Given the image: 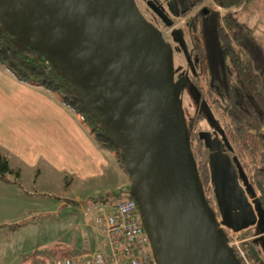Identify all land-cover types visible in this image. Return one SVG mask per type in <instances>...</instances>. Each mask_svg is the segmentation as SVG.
<instances>
[{
    "label": "water",
    "instance_id": "water-1",
    "mask_svg": "<svg viewBox=\"0 0 264 264\" xmlns=\"http://www.w3.org/2000/svg\"><path fill=\"white\" fill-rule=\"evenodd\" d=\"M148 6L171 25L164 11ZM0 25L41 53L106 129L157 264H242L220 232L239 234L259 223L238 160L224 134L199 133L210 152L215 222L180 101L187 78L176 80L172 45L135 0H0ZM175 36L190 61L181 33Z\"/></svg>",
    "mask_w": 264,
    "mask_h": 264
},
{
    "label": "trees",
    "instance_id": "trees-1",
    "mask_svg": "<svg viewBox=\"0 0 264 264\" xmlns=\"http://www.w3.org/2000/svg\"><path fill=\"white\" fill-rule=\"evenodd\" d=\"M251 1L214 0L216 5L231 10L246 6ZM153 2H157L159 9L171 20V25L174 24L173 18L185 17L195 12L189 18L186 28L192 39L191 51L194 53L197 76H202L203 81L202 86L196 84L198 93L200 96L206 94L209 109L218 112L220 132L227 138L231 154L238 160L240 182L253 200L259 215V223L255 227L258 233L251 236L244 232L239 237L245 261L248 264H264V44L255 36L253 28L240 21L233 12L221 17L215 10L200 8L204 0H152L151 3L154 4ZM236 48H240L244 56ZM0 66L5 67L19 83L56 94L63 106L81 114L82 118L85 116L87 121H84L89 123L95 142L102 149L115 153L125 171L120 153L106 129L86 111L72 86L41 53L16 40L1 25ZM198 117L189 122L191 149L194 157L202 160L198 166L199 180L202 185H209L208 161H203L204 142L192 135V128ZM251 172L253 178L250 176ZM8 174H14L16 179L20 178L19 171L11 168L9 160L0 151V181H6ZM256 187L260 194H257ZM128 193L129 189L118 194H108L98 203L106 204L112 198H131ZM214 221H217L216 214ZM220 232L226 239L224 228ZM234 252L239 261L246 264L235 249Z\"/></svg>",
    "mask_w": 264,
    "mask_h": 264
},
{
    "label": "rangeland",
    "instance_id": "rangeland-1",
    "mask_svg": "<svg viewBox=\"0 0 264 264\" xmlns=\"http://www.w3.org/2000/svg\"><path fill=\"white\" fill-rule=\"evenodd\" d=\"M151 1L135 0L141 15L164 35L172 47L177 45L174 42L175 31L184 33L182 36L187 45L189 34L186 25L195 12L185 17L173 18L174 24L166 26L149 8ZM153 3L159 8L157 2ZM217 6L214 0H204L200 8L214 9L221 17L233 12L240 21L253 28L255 36L264 44V0H252L246 6L232 10L221 7L220 11ZM236 49L244 56L240 48ZM174 62L175 67L186 66L183 52H174ZM0 68L5 69L3 66ZM180 101L187 123L199 116L192 128L193 136H198L201 132L217 131L218 137L222 138L219 114L215 109H209L206 97L199 95L198 86L192 77L182 89ZM198 113L201 115H197ZM83 120L87 121L85 116ZM204 149L203 161H208L210 152L206 147ZM224 151L228 152L226 148ZM103 152L110 161L111 172L105 178L81 181L64 174H56L53 169L45 167L46 162L42 160L37 168H31L29 164L13 159L15 155L4 153L11 168H20L22 172L19 180L14 174H8L6 181L0 182V264L20 261L21 255L27 252L57 259L59 255H71L76 250L82 255L85 252L106 251L103 246L104 236L96 223L97 212L94 207L101 198L108 194L121 193L123 190L117 186L119 179L113 174V170L119 171V166H122L109 158L111 151L103 149ZM230 155L233 156L231 153ZM195 161L198 166L201 165V159L195 158ZM250 176L253 178L252 172ZM129 186L130 183L127 189ZM203 189L208 208L220 220L210 173L209 185L203 184ZM256 192L260 194L258 187ZM249 200L253 203L250 197ZM246 232L254 236L258 230L251 228ZM224 233L227 241L238 243L241 248L242 240L239 237L244 232L233 234L225 230ZM63 258L64 256L58 258L57 263L60 264Z\"/></svg>",
    "mask_w": 264,
    "mask_h": 264
},
{
    "label": "crops",
    "instance_id": "crops-1",
    "mask_svg": "<svg viewBox=\"0 0 264 264\" xmlns=\"http://www.w3.org/2000/svg\"><path fill=\"white\" fill-rule=\"evenodd\" d=\"M0 151L15 155L13 159L31 168H37L42 160L56 174L80 181L105 178L111 172L110 161L96 144L81 114L63 106L56 94L19 83L3 68H0ZM109 158L120 164L115 153L111 152ZM119 168L113 170L119 179L116 184L126 190L129 177ZM14 170L19 171L21 179V169ZM105 250L99 252L108 258L109 251ZM97 251L82 255L76 250L56 258L80 259ZM57 259L27 252L20 261L11 264H58Z\"/></svg>",
    "mask_w": 264,
    "mask_h": 264
},
{
    "label": "built area",
    "instance_id": "built-area-1",
    "mask_svg": "<svg viewBox=\"0 0 264 264\" xmlns=\"http://www.w3.org/2000/svg\"><path fill=\"white\" fill-rule=\"evenodd\" d=\"M217 8L222 11L221 7ZM94 209L97 212L96 223L104 236V247L109 251L108 258L97 251L85 258H65L60 264H157L133 198H112L106 204L96 203ZM227 244L245 261V254L238 243L227 241Z\"/></svg>",
    "mask_w": 264,
    "mask_h": 264
},
{
    "label": "flooded vegetation",
    "instance_id": "flooded-vegetation-1",
    "mask_svg": "<svg viewBox=\"0 0 264 264\" xmlns=\"http://www.w3.org/2000/svg\"><path fill=\"white\" fill-rule=\"evenodd\" d=\"M149 5V4H148ZM212 10H214V9H212ZM188 34H189V38H188V40H189V42H188V46H187V48H188V51H189V54H190V61H192V65H191V63H190V61H188L187 59H186V66L185 67H182V66H180V67H175L174 66V69H175V71H176V74H175V76H176V80L178 81V80H180L181 78H184V77H186L187 78V82H188V79L190 78V77H192L193 78V80H194V82H195V84H203V81H202V76H200V77H198L197 76V71H196V66H195V63H194V53H193V51H191V45H192V43H191V41H192V39H191V37H190V33L188 32ZM183 34H181V36H182ZM182 38L184 39V37L182 36ZM185 41V40H184ZM174 42H175V44H177V45H179V46H175V48L173 49V51L174 52H178V53H180V52H183L182 50H181V47H180V43L179 42H177L176 41V36H175V38H174ZM187 42H185V44H186ZM176 50V51H175ZM184 54V53H183ZM175 63V62H174ZM198 81V82H197ZM202 96H205L206 97V94L205 95H202ZM206 102H207V105L209 106V101H208V98L206 97ZM187 127H189L190 128V126H189V123H187ZM188 128V129H189ZM210 133H212V135L214 136L215 135V133H217L218 134V132L217 131H215V132H210ZM199 136V135H198Z\"/></svg>",
    "mask_w": 264,
    "mask_h": 264
}]
</instances>
